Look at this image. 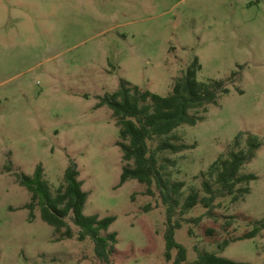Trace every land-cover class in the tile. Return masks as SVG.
<instances>
[{
  "label": "rangeland",
  "instance_id": "1",
  "mask_svg": "<svg viewBox=\"0 0 264 264\" xmlns=\"http://www.w3.org/2000/svg\"><path fill=\"white\" fill-rule=\"evenodd\" d=\"M195 56L198 79H223L229 92L192 111L203 120L173 132L187 148L163 153L183 197L206 194L202 173L236 135L241 148L249 134L262 144L242 168L258 176L243 200L217 198L212 215L201 204L176 210L181 264L204 252L264 264V229L223 245L251 230V220L264 221V0H0V264H103L93 241L78 239L71 214L67 238L38 205L32 221L24 207L30 192L15 174L41 164L54 192L69 160L88 193L83 213L116 217L101 232L117 234L112 264H174L176 250L165 256V206L155 186L148 195L137 180L119 185V130L112 111L95 105L121 78L167 95Z\"/></svg>",
  "mask_w": 264,
  "mask_h": 264
},
{
  "label": "trees",
  "instance_id": "2",
  "mask_svg": "<svg viewBox=\"0 0 264 264\" xmlns=\"http://www.w3.org/2000/svg\"><path fill=\"white\" fill-rule=\"evenodd\" d=\"M202 65L195 56L185 68L182 75L177 77L167 95H160L149 89L131 83L121 78L117 89L99 97L95 108L106 106L112 111L115 125L119 130L117 145L122 153V166L119 185L134 179L147 187V194L157 191L166 210V228L164 231L165 256L170 259L171 251L177 254L174 264H181L187 258L183 244L175 238L176 230L181 227L180 220L174 219L176 210L180 213L201 204L207 215H212L214 202L220 197H231L233 202L243 200L251 191V181L257 179L253 172H242L245 164L254 157L261 146L258 136L249 134L246 147L240 146V133L236 135L232 148L218 156L202 173V187L206 193L200 197L197 190L192 189L183 197L184 182L173 180L166 170L171 160L163 156L170 151L176 153L187 148L186 144H176L173 132L181 125H195L203 120V116L195 115L192 111L206 110L207 105L215 104L220 95L228 93L223 79H198ZM157 141L155 146L150 143ZM18 182L30 192V201L24 205L29 210L28 219L35 218L34 209L38 205L41 219L61 232L62 237L71 238L72 229L67 217L71 214L73 222L80 228L78 239L89 237L94 243L96 257L103 264H112L111 254L113 245L117 242L116 232L106 231L115 221V216L100 218L97 214L83 213L88 193L82 189L79 180V170L73 160H69L62 182L51 191L44 177V170L38 164L31 175L16 173ZM150 204L145 206L150 209ZM200 220V217L196 221ZM252 229L236 239H224L223 245L229 242L253 238L264 229L262 219L251 220ZM221 246V245H220ZM197 264H250L248 261H237L216 253H200Z\"/></svg>",
  "mask_w": 264,
  "mask_h": 264
}]
</instances>
